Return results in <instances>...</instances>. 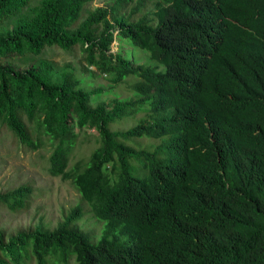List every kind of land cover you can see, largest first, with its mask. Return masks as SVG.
Returning a JSON list of instances; mask_svg holds the SVG:
<instances>
[{"label":"trees","instance_id":"trees-1","mask_svg":"<svg viewBox=\"0 0 264 264\" xmlns=\"http://www.w3.org/2000/svg\"><path fill=\"white\" fill-rule=\"evenodd\" d=\"M93 1L0 0V61L56 47L81 51L113 84L139 79L138 99L93 107L97 90L71 73L0 65V131L29 151L51 145L47 173L104 223L97 244L81 205L53 229L42 218L10 235L0 228V264L50 255L57 264H264V0H114L85 12ZM125 40L157 64L109 52ZM145 99L161 114L155 123L110 129ZM88 131L97 147L69 168ZM143 136H169L163 158L125 143ZM32 195L25 184L0 192V207L23 212Z\"/></svg>","mask_w":264,"mask_h":264},{"label":"rangeland","instance_id":"rangeland-1","mask_svg":"<svg viewBox=\"0 0 264 264\" xmlns=\"http://www.w3.org/2000/svg\"><path fill=\"white\" fill-rule=\"evenodd\" d=\"M114 0H94L87 6L86 11H92L96 7H110L114 5ZM148 4L147 10H149ZM129 7L115 8V14L118 17H126ZM119 9V10H118ZM84 12V13H85ZM139 15L132 18L137 21ZM12 23H8L11 28ZM121 51L126 58L130 59L133 64L153 67L157 63L149 58L146 51L134 46L130 41H124L119 45L117 42L111 44L110 53ZM81 51H64L60 48H48L40 56H27L21 59H12L0 61V65H11L17 70H27L32 65H41L45 63L50 66L53 73H71L73 79L78 80L79 88L87 91L97 90L91 95V105L95 107L98 103L110 104L114 99L121 101H133L138 99V94L133 85L139 81L136 76H128L118 84H113L110 78H106L99 73L95 67L87 66V62ZM160 70L163 66L160 65ZM100 89V90H98ZM137 109H128L126 116L121 120L114 121L110 129L113 131H127L137 124L155 123L160 117L159 112L152 110L153 102L151 99H145L136 103ZM90 135L78 138L74 150L70 156L69 168L77 161L87 160L90 153L97 147L98 142L94 131H88ZM169 136L160 138H131L125 141L129 146L138 150L149 149L156 152L157 158H163L165 153V144ZM52 147L48 143L37 151H29L18 146L10 134L0 131V192L15 189L23 184L32 188L33 195L29 200L27 210L19 213H10L0 207V228L10 235L17 231L32 229L42 218L53 229L56 225L68 215L69 211L77 205H81L83 210V230L89 234L90 241L98 243L104 223L93 218L90 207L81 200L80 195L69 181H62L58 177H51L47 173L48 157ZM133 170H141V164L131 161ZM134 172L135 176H139ZM81 223V222H80ZM94 239V240H93ZM53 256L47 257L48 264L55 263ZM59 264V263H58ZM68 264H76L70 259Z\"/></svg>","mask_w":264,"mask_h":264}]
</instances>
